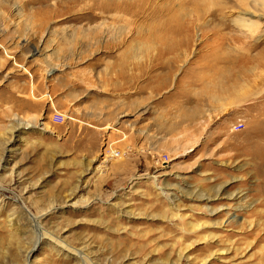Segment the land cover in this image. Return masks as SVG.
I'll list each match as a JSON object with an SVG mask.
<instances>
[{
    "label": "rangeland",
    "instance_id": "rangeland-1",
    "mask_svg": "<svg viewBox=\"0 0 264 264\" xmlns=\"http://www.w3.org/2000/svg\"><path fill=\"white\" fill-rule=\"evenodd\" d=\"M0 264H264V1L0 0Z\"/></svg>",
    "mask_w": 264,
    "mask_h": 264
},
{
    "label": "crops",
    "instance_id": "crops-1",
    "mask_svg": "<svg viewBox=\"0 0 264 264\" xmlns=\"http://www.w3.org/2000/svg\"><path fill=\"white\" fill-rule=\"evenodd\" d=\"M104 74L110 79L112 78V75H114V77L116 78L117 63L115 62L114 64H112V62H110V64L105 67ZM64 115L68 116V119L76 118V121L84 124V128L83 130L81 129V131H79V126L76 123L68 122V124H65L63 126V128H59V130L61 131L59 134L61 135V142L63 144H65L66 142H69L71 144L74 143L73 150L76 152V157H86L88 160H92L99 151L101 130L104 125L109 123L110 119L114 115V111L108 108V106H106L105 108H69ZM85 124L91 128L85 127ZM96 124L100 126L98 127L96 126ZM92 128L98 129L94 130ZM133 156L136 157V159L133 160L134 157H132L131 164L138 160L140 157L142 159V163H144L143 159L145 157L143 151H136Z\"/></svg>",
    "mask_w": 264,
    "mask_h": 264
},
{
    "label": "bare ground",
    "instance_id": "bare-ground-1",
    "mask_svg": "<svg viewBox=\"0 0 264 264\" xmlns=\"http://www.w3.org/2000/svg\"><path fill=\"white\" fill-rule=\"evenodd\" d=\"M198 0H195V2H197ZM201 1V0H200ZM213 1V0H212ZM228 2H232V4L233 5H239V4H244L245 2H246V0H227ZM255 1V0H254ZM264 1V0H263ZM256 2H257V0H256ZM27 126L28 125H31V124H29V123H27L26 124ZM170 128V127H169ZM11 134H13V133H11ZM219 194H220V191H219ZM208 196V195H207ZM214 197V196H213ZM199 200H203V201H209V200H211L209 197H203V196H201V197H199L198 198ZM40 217V216H39ZM39 217L37 218V216L36 217H34V220L36 221V223H37V219H39ZM57 242L58 243H60V245L62 244L63 245V243H61L60 241H58L57 240ZM63 246H65V245H63Z\"/></svg>",
    "mask_w": 264,
    "mask_h": 264
},
{
    "label": "built area",
    "instance_id": "built-area-1",
    "mask_svg": "<svg viewBox=\"0 0 264 264\" xmlns=\"http://www.w3.org/2000/svg\"><path fill=\"white\" fill-rule=\"evenodd\" d=\"M29 76H31V74H29ZM67 119H68V116H66L60 112H57V111H55L52 115V120L55 122H64Z\"/></svg>",
    "mask_w": 264,
    "mask_h": 264
}]
</instances>
